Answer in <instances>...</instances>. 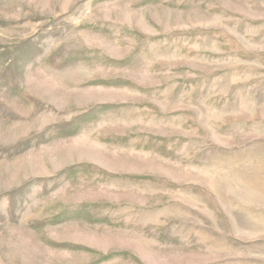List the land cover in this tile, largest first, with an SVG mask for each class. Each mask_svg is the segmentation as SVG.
<instances>
[{"label": "rangeland", "instance_id": "obj_1", "mask_svg": "<svg viewBox=\"0 0 264 264\" xmlns=\"http://www.w3.org/2000/svg\"><path fill=\"white\" fill-rule=\"evenodd\" d=\"M0 264H264V0H0Z\"/></svg>", "mask_w": 264, "mask_h": 264}, {"label": "crops", "instance_id": "obj_2", "mask_svg": "<svg viewBox=\"0 0 264 264\" xmlns=\"http://www.w3.org/2000/svg\"><path fill=\"white\" fill-rule=\"evenodd\" d=\"M107 256V255H106Z\"/></svg>", "mask_w": 264, "mask_h": 264}]
</instances>
